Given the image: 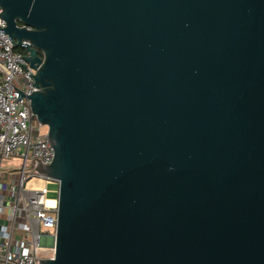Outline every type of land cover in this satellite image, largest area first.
Listing matches in <instances>:
<instances>
[{"label": "water", "instance_id": "obj_1", "mask_svg": "<svg viewBox=\"0 0 264 264\" xmlns=\"http://www.w3.org/2000/svg\"><path fill=\"white\" fill-rule=\"evenodd\" d=\"M0 6L55 151L40 264H264V0Z\"/></svg>", "mask_w": 264, "mask_h": 264}, {"label": "built area", "instance_id": "obj_2", "mask_svg": "<svg viewBox=\"0 0 264 264\" xmlns=\"http://www.w3.org/2000/svg\"><path fill=\"white\" fill-rule=\"evenodd\" d=\"M5 26L0 15V27ZM28 54L0 30V264H40V259L55 254L57 198L48 197L46 186L26 187L33 177L55 181L32 166L36 158L51 164L55 151L48 142V130L36 133L34 120L38 119L31 99H18L16 91L31 95L36 90L35 79L29 74H35L36 69L23 57ZM38 125L44 126L39 120ZM4 160L18 165H3ZM51 231L54 233L49 234Z\"/></svg>", "mask_w": 264, "mask_h": 264}, {"label": "rangeland", "instance_id": "obj_3", "mask_svg": "<svg viewBox=\"0 0 264 264\" xmlns=\"http://www.w3.org/2000/svg\"><path fill=\"white\" fill-rule=\"evenodd\" d=\"M34 125L37 128L36 133H38V131L46 132L48 130L47 125L39 127L38 120H36V119L34 120ZM38 127H39V129H38ZM7 164L18 165V162L4 160L3 165H7ZM44 186L48 187V189H49V194H48L49 198H57L58 197L59 185L55 181H50V180H47L45 178H40V177H33V178H30L26 183V187L32 188V189H39V188L44 187ZM53 233H54L53 231L49 232V234H53Z\"/></svg>", "mask_w": 264, "mask_h": 264}, {"label": "flooded vegetation", "instance_id": "obj_4", "mask_svg": "<svg viewBox=\"0 0 264 264\" xmlns=\"http://www.w3.org/2000/svg\"><path fill=\"white\" fill-rule=\"evenodd\" d=\"M25 52H27V49H25V48H22Z\"/></svg>", "mask_w": 264, "mask_h": 264}, {"label": "bare ground", "instance_id": "obj_5", "mask_svg": "<svg viewBox=\"0 0 264 264\" xmlns=\"http://www.w3.org/2000/svg\"><path fill=\"white\" fill-rule=\"evenodd\" d=\"M51 203H54V202H51Z\"/></svg>", "mask_w": 264, "mask_h": 264}, {"label": "trees", "instance_id": "obj_6", "mask_svg": "<svg viewBox=\"0 0 264 264\" xmlns=\"http://www.w3.org/2000/svg\"><path fill=\"white\" fill-rule=\"evenodd\" d=\"M42 55V54H41Z\"/></svg>", "mask_w": 264, "mask_h": 264}]
</instances>
